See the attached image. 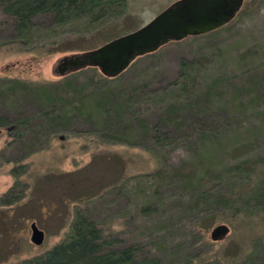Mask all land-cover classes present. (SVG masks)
Returning <instances> with one entry per match:
<instances>
[{
  "label": "rangeland",
  "instance_id": "1",
  "mask_svg": "<svg viewBox=\"0 0 264 264\" xmlns=\"http://www.w3.org/2000/svg\"><path fill=\"white\" fill-rule=\"evenodd\" d=\"M173 1L125 0L121 16L91 31L77 33L56 26L40 32L41 36L30 44L11 38L12 18L0 6V83L15 78L28 85L49 86L71 79L76 89H82L79 94L75 90L65 95L68 106L76 108L78 97L91 98L114 85L139 94L159 91L177 78L183 58L197 61L198 70L202 75L208 73L207 77L223 72L237 84L249 78L264 82V0H243L225 25L171 40L136 57L116 79L88 78L87 69L73 78L53 71L59 57L97 47L132 31ZM37 20L45 22L46 18ZM258 93L259 98L246 107H236L232 102L228 107L242 112L234 113L231 125L236 130L245 131L257 124L253 115L264 110V91ZM231 95L224 92L222 99ZM15 102L10 108L0 99V113L13 116L34 110L24 97ZM146 105L152 107L149 101H143L132 104L128 111L134 116ZM153 109L145 112L151 120L156 119L152 113L158 115V108ZM72 115L71 124L62 130L48 133L39 129L35 135L21 139L9 131L10 127L0 126V195L10 187L21 193L20 200L12 204L0 203V264H20L50 249L69 230L77 208L103 229L106 238H117V246L139 245L143 256L158 258L162 264H237L254 247H264L262 214L219 212L187 225V217L177 213L183 197L174 185H162L158 194L153 193L155 181L148 174L188 158L189 123L180 126L174 141L158 150L109 142L96 131V115L85 110ZM169 129L174 131L172 125ZM162 153L166 155L164 160ZM151 201L158 203L156 213L139 212L141 205ZM33 222L44 233L39 246L30 241ZM220 224L228 232L214 241L210 233ZM191 226H195L194 231Z\"/></svg>",
  "mask_w": 264,
  "mask_h": 264
},
{
  "label": "trees",
  "instance_id": "2",
  "mask_svg": "<svg viewBox=\"0 0 264 264\" xmlns=\"http://www.w3.org/2000/svg\"><path fill=\"white\" fill-rule=\"evenodd\" d=\"M0 6L12 18L11 38L30 44L41 36L40 32L56 26L70 32L91 31L121 16L125 0H0ZM40 16L46 21H38ZM198 68L197 61L183 58L177 78L159 91L139 94L114 85L91 98L78 97L76 108L68 106L65 95L75 90L79 94L82 89H76L71 79L49 86L6 79L0 83L2 102L12 108L15 99L24 97L34 110L13 116L0 113V126L10 127L9 131L21 139L35 135L39 129L48 133L62 130L71 124L72 114L85 110L99 118L96 131L107 141L159 150L174 141L180 126L187 122L192 126L187 134L190 154L176 166H161L148 174L155 181L153 193L158 194L162 185H174L183 197L177 213L187 217V225L219 212L262 214L264 220V110L254 113L258 122L245 131L231 125L238 110H228L230 105L246 107L258 99L264 82L249 78L237 84L223 72L207 77L208 73L202 75ZM86 69L90 71L88 78L97 81L113 80L122 74L107 77L97 72V67L87 66L63 77L73 78ZM227 91L232 95L223 100ZM143 101H149L152 107L146 105L133 116L129 107ZM153 108H158V115L152 113L156 119L151 120L145 112ZM165 156L162 153V160ZM20 198L21 193L10 187L0 195V203L12 204ZM157 208V201L146 202L139 212L150 215ZM191 227L194 231L195 226ZM117 242V238H106L103 229L77 208L69 230L58 243L20 264H162L158 258L143 256L139 245L119 247ZM258 259L261 263L255 261ZM237 264H264V247H254Z\"/></svg>",
  "mask_w": 264,
  "mask_h": 264
},
{
  "label": "water",
  "instance_id": "3",
  "mask_svg": "<svg viewBox=\"0 0 264 264\" xmlns=\"http://www.w3.org/2000/svg\"><path fill=\"white\" fill-rule=\"evenodd\" d=\"M243 0H175L140 27L118 35L101 45L57 59L53 71L65 75L94 66L107 76L123 72L138 56L153 52L171 40L215 30L228 23L238 12ZM30 241L41 245L44 233L33 222ZM228 228L217 225L210 233L212 240L226 235Z\"/></svg>",
  "mask_w": 264,
  "mask_h": 264
},
{
  "label": "flooded vegetation",
  "instance_id": "4",
  "mask_svg": "<svg viewBox=\"0 0 264 264\" xmlns=\"http://www.w3.org/2000/svg\"><path fill=\"white\" fill-rule=\"evenodd\" d=\"M187 37V36H186Z\"/></svg>",
  "mask_w": 264,
  "mask_h": 264
}]
</instances>
